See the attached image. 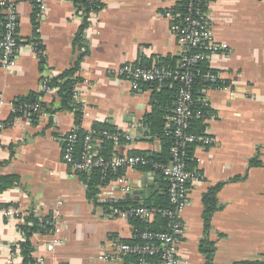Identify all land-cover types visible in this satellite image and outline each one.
Segmentation results:
<instances>
[{
	"label": "crops",
	"instance_id": "1",
	"mask_svg": "<svg viewBox=\"0 0 264 264\" xmlns=\"http://www.w3.org/2000/svg\"><path fill=\"white\" fill-rule=\"evenodd\" d=\"M7 1L17 6L21 50L14 70L0 65V96L6 102L0 106V121L7 124L0 139V179H13L11 186L0 189V264H23L15 248L26 240L21 228L30 218L49 219L52 226L30 238L36 264H127L130 260L114 247L132 242L137 230L142 231L136 224L142 222L112 217L98 194L90 196L87 182L62 160L63 138L77 127L90 132L96 124L108 125L121 134L109 159L166 153L171 161V144L167 147L163 137L153 135L154 122L148 121L155 107L158 112L165 108L162 100H153L159 88L134 92L115 71L124 64L153 66L167 59L176 67L178 44L172 21L163 14L181 13L184 0H95L102 8L89 14L81 46L74 41L84 11L72 1L47 0L43 10L35 0ZM207 12L215 40L229 48L207 61L221 76L219 87L204 90L202 99L217 115L203 129L215 143L192 149L189 167L204 180L191 185L180 218L179 264L264 262V0H209ZM2 20L0 9V31ZM84 53L73 111L60 109L57 93L44 97L48 115L15 117L13 105L38 95L43 76L53 82ZM167 118L154 119L155 124L164 120V133ZM118 172L111 179L126 175L131 187L125 198L115 184L120 202L146 205L167 192L158 172ZM218 185L207 223L204 199ZM147 189L151 192L146 196ZM9 208L15 211L13 218L6 214ZM56 229L62 243L49 250ZM106 255L111 259H102Z\"/></svg>",
	"mask_w": 264,
	"mask_h": 264
},
{
	"label": "built area",
	"instance_id": "2",
	"mask_svg": "<svg viewBox=\"0 0 264 264\" xmlns=\"http://www.w3.org/2000/svg\"><path fill=\"white\" fill-rule=\"evenodd\" d=\"M37 6L43 10L47 0H35ZM209 0H184L183 11L177 13L166 11L163 16L172 21L171 33L175 37L179 58L176 67L164 63L153 66H141L124 64L115 71L118 80L128 81L134 92L141 91L145 86L161 88L169 82L177 80L179 90L175 107L167 120L169 129L164 137L171 140V161H157L149 155L114 156L105 158L100 154L98 145L93 142L94 130L87 132L82 140V149L77 144L79 140V128H74L63 138V162L75 173L98 171L101 174V183L98 185V198L109 205L110 216L122 217L139 221L147 225L153 224L158 218H164L166 225L164 230H137L132 242L116 243L115 253L128 258L127 264H179V247L183 237L181 215L189 204L191 185L204 180L202 174L191 170L189 162L194 147H209L215 143L204 130L196 133L192 130L193 123L202 119L204 123L217 119L212 112H205L198 107L195 97L194 69L203 61L211 57L225 53L228 50L226 44L217 42L212 31V24L207 6ZM0 9L3 12L2 30L0 31V65L6 70H14L18 63L21 50V41L18 38V12L17 6L10 1L0 0ZM203 81L216 84L219 87L221 76L217 73H208L202 76ZM81 85H76L73 99L77 102L80 97ZM39 97L33 103H21L13 105V112L23 116L36 115L37 118L48 115L44 97L49 94L57 95L58 89L50 85L48 76H43L39 88ZM6 102L0 96V106ZM7 124L0 121V139ZM100 134L108 141L118 144L121 134L109 130ZM140 168H147L152 172H158L167 182V195L170 207H151L145 204L135 206H119L120 200L115 195V184L121 185V191L126 198L131 192L126 175L121 178L111 179L117 170H124L125 174ZM126 201V200H125ZM8 217L13 218L15 211L9 208L6 211ZM53 242L49 244V250L55 245L61 244L59 230L51 232ZM16 253V252H15ZM16 256V255H15ZM102 259H111L109 255Z\"/></svg>",
	"mask_w": 264,
	"mask_h": 264
},
{
	"label": "trees",
	"instance_id": "3",
	"mask_svg": "<svg viewBox=\"0 0 264 264\" xmlns=\"http://www.w3.org/2000/svg\"><path fill=\"white\" fill-rule=\"evenodd\" d=\"M74 3L76 8L78 10L84 11V17L83 22L81 26L79 27V31L75 38V45L81 46L83 39H84V32L86 28L89 25V14L91 12H96L102 8V4L99 1L95 0H70ZM86 55V53L81 54L79 59L77 60L76 64L69 70L65 71L61 76L56 78L53 82H50V85L52 87L58 88V96L61 100V108L60 109H67L72 110L74 109V106H77V104L74 102L73 95H74V89L75 86L78 85L81 82V78L79 76H76V73L79 70L80 61L81 59ZM159 63H164L168 66H173L174 62H171L170 60H162ZM194 73L196 74L195 79V97L198 104V107L201 108L205 112H212L207 106V104L202 100L203 99V91L210 87H216L218 85L216 84H209L205 81H203L202 76L204 74H208L210 72L216 73L213 70H210L207 65V61L201 62L194 70ZM154 88H157L154 86ZM179 90V83L177 80H173L169 82L166 86L161 87L158 92L154 93L153 100L154 102L157 100H162V102L165 104V108L163 111L159 110V112L156 110L155 112L148 117V121L154 122L153 125V135H158L160 137H163V140H165L166 146L169 147L171 144V140L167 137H164L163 127H164V120L160 121L158 124H155L154 119H156V116H159V119L162 116H169L174 110L175 102L177 93ZM157 91V89L155 90ZM39 97V94H31L28 98H25L23 100L17 101L16 105L21 103H33L37 101ZM158 109V107H157ZM21 114L16 113V116H20ZM80 117V113H77V118ZM77 123L79 124V121L77 120ZM155 126V127H154ZM206 127L202 119H199L193 123L192 130L196 133H202L203 129ZM95 131L93 133V142L100 143V154L103 155L106 158H109L111 156V152L113 150V143L111 141L106 140L101 134V131L109 130L113 132V129L108 125L103 124H96L93 128ZM87 134V132H83L82 130L79 132V140H78V148L79 150L82 149V140L84 136ZM151 158L157 161H166L167 160V154L163 153L161 157H158V155H149ZM160 159V160H159ZM253 163V162H252ZM143 170H148L147 168H140ZM119 171V172H118ZM117 175L123 174L124 170H117ZM81 180L87 182L89 187V192L91 193L90 196H95L98 194V185L101 183V174L98 171H94L92 173L88 172H81L77 174ZM112 175L111 177H113ZM13 183L12 178H4L0 179V189L6 188L11 186ZM221 188V185H218L216 187H213L210 189L209 193L205 196L204 202L206 206L205 211V220L208 223L211 213L214 210L215 206V199H213V196L217 193V191ZM119 206H130V201H122L118 203ZM148 206L151 207H161V208H168L170 207L169 201H168V195L167 192L164 190L162 194L153 196L149 202H147ZM50 221L49 219H44L43 221H39L35 218H30L28 220V223L25 224V226H22L21 231L24 233L26 240L21 242L20 245L17 246L15 249L20 250V254L23 257V264H36L35 259L32 256L33 253V247L30 242V238L34 235V233L37 232H43L47 233L48 230L52 228L50 223H47ZM30 222V223H29ZM155 225H147V224H136L138 228H141L142 230H145L149 228L150 230H164L166 225V220L164 218H158L155 221ZM244 264H264V262H246Z\"/></svg>",
	"mask_w": 264,
	"mask_h": 264
},
{
	"label": "water",
	"instance_id": "4",
	"mask_svg": "<svg viewBox=\"0 0 264 264\" xmlns=\"http://www.w3.org/2000/svg\"><path fill=\"white\" fill-rule=\"evenodd\" d=\"M171 156V155H170ZM172 157V156H171ZM151 191H150V189H147V190H145V195L147 196L149 193H150ZM144 202L142 201V203L141 204H143Z\"/></svg>",
	"mask_w": 264,
	"mask_h": 264
}]
</instances>
